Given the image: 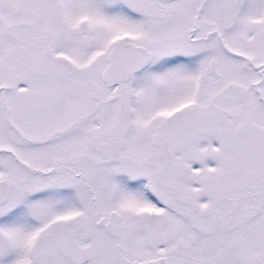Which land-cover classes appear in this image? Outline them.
Returning <instances> with one entry per match:
<instances>
[{
  "label": "snow or ice",
  "instance_id": "6c2138e0",
  "mask_svg": "<svg viewBox=\"0 0 264 264\" xmlns=\"http://www.w3.org/2000/svg\"><path fill=\"white\" fill-rule=\"evenodd\" d=\"M0 264H264V0H0Z\"/></svg>",
  "mask_w": 264,
  "mask_h": 264
}]
</instances>
